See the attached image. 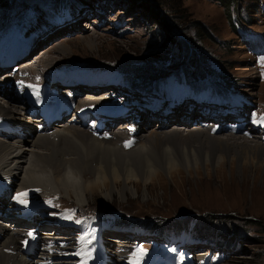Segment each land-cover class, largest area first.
<instances>
[{
  "label": "rangeland",
  "instance_id": "374dc122",
  "mask_svg": "<svg viewBox=\"0 0 264 264\" xmlns=\"http://www.w3.org/2000/svg\"><path fill=\"white\" fill-rule=\"evenodd\" d=\"M57 1L58 5H54ZM126 1L68 0L67 5H71L64 9L57 8L59 5H62L61 0H12L9 7L4 8L0 6V41H8L17 37L20 31L22 39L29 41L25 43L28 45L30 41L35 40L37 37L43 34L49 35L51 30L60 26L63 27L60 31L56 29L57 31L51 34V39L43 45V49L33 60L34 63H31L34 64L33 69L29 70V72H22L20 77L11 76L8 79L10 82L7 83V86L11 88L15 84L18 88L20 84L24 86L27 85L26 83L35 82L34 86H37V88L34 87L35 94L37 93L38 96L45 97L58 85L56 83L58 77L73 80L72 78L76 75L89 73L94 77L98 76L99 82L104 77H109V81L107 82H111L110 85H116L115 92L123 90L117 96L119 100L124 97L121 100L123 102L118 101L113 96L104 98V101L101 99V101L98 100L99 102L92 103L91 105L94 107L110 106V103L107 102H119L118 104L123 105L122 110L124 106H130L135 109L147 107L150 110L153 107L165 106L166 104L163 101H158L161 99L158 96H156V100L154 99L155 94L140 93L142 91L139 90L140 88H133V85L130 86L123 83L120 78V72L116 70L96 73L90 69L83 68V66H87L115 69L124 64L135 66V63H139L140 61L144 63L146 61V58L143 59L141 57L146 55L147 52L148 54L150 51L154 53V49L156 53L162 51L164 47L162 44L168 36L167 32H164V36L162 37L158 36V34L157 36L154 35V32L156 34V31L159 30V26L157 27L155 21V17L157 16H155L150 8L141 5V2L134 0ZM263 3L264 0H236L235 3L231 4L243 12L240 20L242 19L243 24L251 30V32L245 33V36L256 37L264 34V7L263 9L261 7ZM78 4L81 5L78 6ZM153 4L158 7L159 11L161 10L170 17H174L172 22L177 23V29L180 31L178 32L179 37L187 38L193 46L209 53L211 57L208 61L209 66L216 67V65H220L223 72L222 76L226 78L232 77V81L237 85L234 86L237 93L231 98L232 104L240 100V103L242 101V104L249 109L252 116L251 120H254L252 113L256 114V123L264 120V44L253 48L261 53L249 49L244 42V35L238 34L232 27L229 17V12L232 8L230 7L228 10V7L221 0H155ZM72 9L76 11V14L70 15L66 19ZM79 14H83V21L66 26L71 19ZM246 20L251 22V24ZM7 23L10 24L6 25ZM86 24H89L90 28L85 27ZM155 24L156 26H154ZM237 26L239 29L241 28L239 24ZM10 30L14 35L9 36ZM157 41L161 42V44L158 43L160 44L159 46L155 45ZM171 43L174 44V41ZM18 48L20 47L18 46ZM39 50H35V52ZM161 54L163 56L164 52L162 51ZM47 56L53 58H50L52 64L47 63L45 60ZM0 57V64H2V60L11 58V54L6 51L0 54ZM173 61L170 59L169 62L166 61L165 65L173 63ZM108 64L115 66H108ZM163 64H160V66ZM29 67L31 68V66ZM32 75L33 79H31ZM226 78L220 75H208V81H212L220 86L226 85ZM134 79L142 78L137 77ZM40 81L48 83L50 86L49 89L43 86L39 90L40 92L43 91L42 94L37 92V89L41 88ZM151 84L147 83V86ZM7 86L0 93L6 92L8 90ZM74 87L71 86V91L74 93L78 92ZM23 88L22 90L24 91ZM18 89L16 93L21 98L22 103L20 105L17 102L12 103L16 104L17 109H21L20 111L23 113V108H25V111L27 110L28 101L26 96L22 95L21 88ZM18 91H20V94ZM65 93L68 94L66 90L60 91V95L64 97H66ZM25 94H28V92L25 91ZM71 99L76 104L83 101V97L81 96H72ZM0 103L8 106L7 98L3 94L2 96L0 95ZM192 104L194 107H198L197 103L193 102ZM145 105H150V107ZM100 108L102 109L103 107ZM41 109L38 107V115L43 114V110ZM242 109L247 111L246 108ZM103 110L106 111L105 106ZM162 111L158 110L157 112ZM0 112L5 111L2 109ZM250 113H245V115L250 116ZM159 115H152V118H158ZM179 116L181 114L174 115L169 119H157L154 124L149 126L150 128H145L147 131L144 129L143 133L140 132L137 135L138 138L140 136L139 140H144V137L146 139L147 134L153 130L162 133L170 132L168 134L170 141L172 140L174 144L176 143L175 145L182 147L178 148L180 153L177 154L182 158L181 160L177 159L180 161L175 163L171 172L168 173L165 169L164 171L159 169L157 175L152 174L147 183L143 180L132 179L129 185L131 187L134 186L136 192L128 189L123 194V182L121 181L113 192L109 187H95L93 193L88 194V200L81 204L75 198L67 195L63 196L59 193H51V199L47 198V195L41 190L38 192L32 190L27 194L35 197L34 200L46 209L53 210L46 211L45 213L48 214V217L44 219L42 215L36 216H39L45 223H48L47 226H50L49 224H55L59 221L60 215H64L66 217L64 219L66 220V224L76 231L79 227L72 224H77L78 226L90 224L93 245L91 260L99 261L104 257V252H99L101 248L100 242L97 239L98 233H102L99 231V228H105L108 233H112L113 229L109 224L112 219L116 220V216L121 213L131 214L134 216L135 222H144L158 230L163 226L159 224L160 221L154 220L157 217H161L164 220V218L175 219V217H187L189 215L190 228V225L196 222L197 215H204L206 217H213V224L218 225L217 230L205 234L208 236L217 235V237L212 238L218 239L224 245L214 243L212 240H208V242H205L204 239L199 240L197 237L199 234L196 232L189 233L187 231L186 234L182 233L179 235L173 233L174 235L154 237L147 236L145 233L143 234L141 229H139L137 232L138 236L130 242H124L121 246L122 249L119 247L118 251L122 252L123 249L124 251L125 249H132L137 252L136 249H133L137 247L140 250L136 260L137 264L140 261L150 259L149 255L153 256L155 260L154 264H167L170 256L174 258L176 264H182L181 260L184 264H195L196 261V264H214L210 260H213L215 264H264V152L256 153V157H253L251 153L242 154L239 150L240 146L243 145L242 143L239 144L242 141L248 144H256V142L262 144L261 141L258 139H247L243 136V133L240 135L239 133H227L225 132L226 128L217 133L214 130H208L204 134L199 129L192 131L198 124L193 122L194 120L190 121V123H180L179 120H176ZM21 118H23L22 120H26L27 116L25 117L23 113V115L21 114ZM39 118V116L36 117L34 122L40 120ZM145 118L146 120H152L150 115H145ZM196 118L195 121L200 119V116ZM163 119L170 122L160 128V123ZM261 122L264 123V121ZM206 124L211 125L212 122ZM78 127L81 129L85 128L82 126ZM119 127H121V124L118 125ZM114 132L116 136L117 134L119 135V131ZM230 132L232 131L230 130ZM115 134L113 136L109 135L111 138L109 136L106 137L112 140ZM122 134L121 136L125 138V141L129 140V144L135 142V137L134 139L131 138L128 130H124ZM205 134L209 137H220L224 142L221 144L215 138L202 141ZM179 135L181 138L183 137L182 140L181 138L179 140L176 139ZM230 136L236 137L229 138ZM15 138H7L0 135V139L8 143H15ZM89 144L86 141L85 145ZM128 145V149L134 147V144L129 145L130 147ZM262 145L264 146V144ZM183 150L184 153H181ZM84 176L87 179L93 178V174L90 172ZM97 183L94 182L93 184ZM20 186L18 184L14 187L6 201L7 206L18 201V204L15 205L22 208L26 207V210H31L33 214L41 213L40 208L33 209L23 200H18L19 190L26 188ZM27 198L30 197L28 196ZM9 210H12L15 216H22V214L18 213L19 208ZM2 217L3 215L0 213L1 220ZM179 220L182 221L183 218H179ZM7 221H9L8 225H14L12 221L7 219L0 221V223L5 224ZM60 222H62V219ZM153 223L155 224L153 225ZM31 225L34 226L35 224ZM172 225L174 226L175 224ZM43 227L46 226L44 225ZM226 228H231L235 231L234 234L231 233L233 236L231 234L226 237L224 236L225 232H227ZM32 229L41 234L44 237L42 239H48L44 236L45 234H42L44 232L43 228L42 232H40L41 229L40 231L37 228ZM218 231L220 232L218 233ZM70 232L71 229H69ZM79 232L81 233V230ZM79 232L76 236H72L74 235L72 234L68 237H77L80 234ZM72 233L75 232L72 231ZM66 234L46 236L54 239L57 245L58 241H65L67 246H70V243L76 242V240L68 241L67 239L69 238L65 236ZM90 238L91 233L89 243ZM105 238L108 242H114L108 234ZM139 238L145 243L141 245L142 242H139L141 241ZM112 246L114 250L118 248L115 242ZM95 249L96 257L94 253ZM151 250L156 252L152 251V254L146 253ZM155 253L157 254L153 255ZM195 256L197 257L196 259ZM172 262L170 264L174 263ZM120 263L125 264L121 260ZM91 264H94V262L91 261ZM144 264H148V262Z\"/></svg>",
  "mask_w": 264,
  "mask_h": 264
},
{
  "label": "bare ground",
  "instance_id": "6f19581e",
  "mask_svg": "<svg viewBox=\"0 0 264 264\" xmlns=\"http://www.w3.org/2000/svg\"><path fill=\"white\" fill-rule=\"evenodd\" d=\"M81 17H83V14L71 19L69 21L70 25L78 23V18ZM85 27L90 28V25L86 24ZM62 28L60 26L56 29L60 31ZM56 29L51 30L49 35L43 34L37 37L35 40L30 41L28 45L25 44L29 42L26 40L27 42L22 43L19 46L20 48L16 47L11 50L15 56L11 59L2 60V64H0V92L10 82L8 79L11 76L20 77L22 72H29V70L33 69L34 64H31L33 57L40 53L44 47L43 45L51 39V34H54L57 31ZM38 49L40 50L35 52ZM26 53H30V55L16 63V68L11 65L13 59L25 56ZM50 58L53 59L47 56L45 60L47 63L52 64ZM96 79L98 83L89 85L75 84L74 80L58 77L56 80L58 87L55 86L54 90L45 97L35 94V82L26 83L27 85L24 86L19 83L18 88H21L22 95L26 96L28 101L27 110L25 111V108H23V113L25 117L39 116L40 120L37 122L27 119L22 120L21 114L23 115V113L20 111L21 109L18 110L16 104L12 103L17 102L18 105L22 103L21 98L16 93L19 90L17 85L13 84L11 88L7 86L8 90L0 93L1 96L2 94H8L9 96L7 99L8 106L0 103V111L2 109L5 111L0 112V135L7 138L16 137L15 143H8L0 139V188L7 193L6 197L0 199V210H3L4 220H22L20 225H29L31 222L24 215L15 216L12 210H7L4 213L8 195L15 185L20 184L26 188L39 187L47 195H52L51 193L67 195L75 198L81 204L88 200V194L93 193L95 187H109L113 192L117 189L120 181L123 182V194L128 189L136 192L134 186L131 187L129 185L132 179L143 180L147 183L152 174L157 175L159 169L163 171L165 169L169 173L175 163L181 160L182 157L180 158L177 154L180 153L178 148L182 147L175 145L174 141H170L168 136L170 132L162 133L153 130L147 134L146 139L145 137L144 140L140 139L141 141L139 140L140 136L138 138L137 135L161 118L169 119L174 115L181 114L176 119L180 123L195 121V115L198 110L194 109L193 106L189 108L183 107L180 109L181 112L178 109L173 112L169 108H153L151 110L157 113L153 115H160L158 118L154 117L152 120H146L144 111L148 110L147 107L135 109L130 106H124L122 110L123 105L118 104L116 106H119V110L107 113L103 108L105 106L106 109V107H109L108 105H99L103 107L101 109L91 104L99 102L101 99L103 100L105 98L103 93L108 89H115L116 86H109L107 77H104L100 82L99 77ZM29 85L32 87H29ZM71 86L80 87V90L74 93L71 91ZM63 90L68 93H65L66 97L60 95V91L62 92ZM25 91L28 94L24 95ZM72 96H81L83 101L76 104L72 101ZM52 106H55L59 113L52 114ZM38 107L42 108L43 114L38 115ZM158 110L163 111L157 112ZM245 113H247L245 109H241V113L238 116L226 112L219 113L215 118L211 117L217 124L211 126L206 124L199 126L198 124L199 127L197 126L192 131L199 129L204 134L208 130H214L217 133L226 128L225 132L227 133H239V135L243 133L245 138L258 139L264 144V123H252L250 116L245 115ZM119 119L133 123L132 127L124 126V129L129 131L130 137L133 139L135 137L134 147L131 149L127 148L129 144L128 138V141H125V138L121 136L124 130H119L118 128L119 123L117 121ZM64 120L66 122H58ZM92 120L94 122L90 123ZM168 122L170 121L161 120L160 128L164 127ZM234 122H240V125H234ZM115 124H117V130ZM70 125H78L87 129ZM114 131H119V135L117 134L116 136ZM114 134L115 136L111 140L110 136ZM204 136V138L201 137L202 141L215 138L221 144L224 142L220 137H209L207 134ZM235 137L230 136L229 138ZM180 138V135L176 137L178 140ZM205 138L206 140H204ZM240 139L242 138L240 137ZM85 140L90 144L85 145ZM241 143L243 145L240 146L239 150L242 154L251 153L253 157H256V153L264 152V146L258 142L256 144H248L242 141L239 144ZM184 150L181 153H184ZM183 162L186 163L185 161ZM88 172L93 174L92 179H87L84 176ZM94 182L98 183L94 185ZM35 217L36 223H40L42 219L39 216ZM65 218V216H61L62 230L55 231L54 234L63 235L67 233L72 235V231L76 232L75 229L66 224ZM0 221H2L1 218ZM8 224L9 221L5 224L0 223V264H87L90 257L89 237L91 233L88 225L82 228V233L78 234L77 237L67 236L69 238L67 239L68 241L76 240L75 243H70V246H67L65 241H58L57 245L54 239L46 235L44 236L48 239H42L43 236L38 234L35 229H32L33 225L16 226V224L12 226ZM69 229H71L70 233ZM105 232L103 231V233ZM112 240L118 241L119 237L116 236ZM100 241L106 261L105 264H119L120 260L125 264H133L137 257L136 251L132 249H125V251L123 249L122 252L114 251L112 243L108 242L103 235L100 237ZM170 262H172V259L169 260V264Z\"/></svg>",
  "mask_w": 264,
  "mask_h": 264
},
{
  "label": "trees",
  "instance_id": "16d2710c",
  "mask_svg": "<svg viewBox=\"0 0 264 264\" xmlns=\"http://www.w3.org/2000/svg\"><path fill=\"white\" fill-rule=\"evenodd\" d=\"M134 1L141 2V5H143L146 8H150L154 12L155 16H157L155 17L156 19L155 21L157 23V27L159 26V30L156 31V34L154 32V35L157 36L158 34V36L162 37L164 36V32H167L168 37L166 38V41L163 42L162 44L164 46L162 49V51L164 52L163 56H161L162 51H160V53H156L154 49L153 51L154 53L150 51L149 54L147 52L146 55L141 57L143 59L146 58V61H144V63L141 61L139 62L138 60L139 63H135L134 64L135 66L124 64L118 67L119 69H121L122 73L127 75V79L132 84H139L140 82L150 83L153 81L164 80L170 73H174L176 71L179 76H181V71H183L191 80H193L198 84H202L206 82L208 80L209 74L220 75L221 77L226 78L225 76H222L223 72L221 71L220 65L218 66L216 65V67L208 65V61L211 58L208 52L206 53L205 50L193 46L192 43L187 38L178 36V32L180 31H178L177 29L178 27L177 23L174 22L175 23L174 24L172 22L174 17H170L166 13H163V11L161 10L159 11L158 7L156 5L154 6L153 4L155 0H134ZM221 1H223L224 4L228 7V10L230 7L232 8V10H230L229 12V17H230V21L232 22L233 29L237 33H239L238 31L239 28L237 24L247 29V26L243 24L242 19L240 21H236L233 18L234 11L237 13L239 11V8H235L234 6L231 5L232 3H235L236 0H221ZM126 2H128V0ZM11 3L12 0H0V6L4 8L9 7ZM54 4L58 5V1L55 2ZM130 7L132 6L130 5ZM143 20L145 21V19ZM248 23L251 24V22ZM154 26H156V24ZM173 41L174 44L171 43ZM158 43L161 44L160 41H157L155 45L159 46L160 44ZM170 59L174 60L173 63L165 65L166 61L169 62ZM158 63L160 64L164 63V64L160 66V64L158 65ZM108 66H115V65L108 64ZM137 77L142 79H134ZM225 83L226 85L223 87L232 88L236 86V84L232 81V77H227ZM126 215H131V214L124 213V216ZM179 218H183V220L181 221L179 220ZM197 218H198L197 227L201 232L212 233L213 230H217L218 225L213 224V217L197 215ZM154 220L160 221L159 224H161L162 226L170 227L171 223H175L177 225L181 224L187 227L190 221V216L188 215L187 217H178V218L175 217V219L164 218V220L161 217H157L154 218ZM128 222L130 221L127 220V223ZM226 231L227 232H225L224 235H230L231 233L233 234L235 233V231L232 230L231 228H226Z\"/></svg>",
  "mask_w": 264,
  "mask_h": 264
},
{
  "label": "snow or ice",
  "instance_id": "6c2138e0",
  "mask_svg": "<svg viewBox=\"0 0 264 264\" xmlns=\"http://www.w3.org/2000/svg\"><path fill=\"white\" fill-rule=\"evenodd\" d=\"M21 83H22V82H21ZM29 87H32V86H31V85H29ZM133 264H137V262H135V261H134V262H133Z\"/></svg>",
  "mask_w": 264,
  "mask_h": 264
}]
</instances>
